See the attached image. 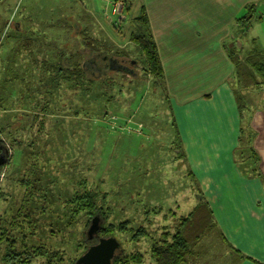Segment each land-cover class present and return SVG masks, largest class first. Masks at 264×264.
Masks as SVG:
<instances>
[{
    "label": "rangeland",
    "instance_id": "obj_1",
    "mask_svg": "<svg viewBox=\"0 0 264 264\" xmlns=\"http://www.w3.org/2000/svg\"><path fill=\"white\" fill-rule=\"evenodd\" d=\"M24 1L15 3V0H10L6 10L4 4H0L1 29L5 27L7 19L13 18L16 13L25 14ZM60 1L66 2V5L61 4L57 12H50V15H82L83 5L93 10V0ZM108 1L96 2L100 12L95 16L100 26L116 45L123 49L135 48L128 37L130 31L135 30L129 27L126 16L123 23L111 19L114 16ZM30 3L33 14L40 15V0H31ZM140 4L139 0H135L131 15L137 14ZM64 6L65 9L62 8ZM252 15H255V19L251 23L254 25V21H257L252 30L255 36L249 42L250 35L246 33L243 41L248 45L251 43L257 52L264 53V18L259 20L257 9ZM115 23L118 26H114ZM67 41L71 45L79 43L77 39ZM27 53L19 45H10L7 41H2L0 45V97L8 100L3 104L6 109H3L0 120H8L13 126V131L4 130L8 150L13 152V156L0 172V231L11 235L17 241V248L20 249L27 239L28 245L45 244L50 249L64 250L69 260L78 259L85 252L79 244L86 227L84 220L88 216L83 211L74 215L72 204L68 201L83 188L97 193L96 206L103 209L105 225L129 221L126 232L116 231L114 235L127 253L138 251L143 254L142 264H155L150 253L153 242L161 238L164 232L179 229L181 216L185 217L191 211V220L183 223L188 242L213 239L217 235L208 210L204 206L198 208L197 185L192 180L187 161L173 152L177 146L176 130L168 103L163 94L154 91L149 79L141 75L140 67H133V73L121 81L124 83L122 97L125 100L116 99L118 93L113 92L114 102L108 112L114 111L111 115L118 116V123H122L125 117L132 118V127L142 122V134L124 125L105 123L104 113L97 115V87L85 98L70 95L67 99L64 88L61 89L63 86L52 88L51 95L40 90L37 65L26 57ZM241 55L245 57L246 52H241ZM14 63L16 68L12 69ZM51 66H54L50 67L54 71L55 65ZM102 73L104 71L98 69V74ZM50 80L48 77L45 82L51 84ZM10 81H13L12 86L6 89L4 86ZM244 83L243 79L239 80V84ZM243 90L260 93L256 103L264 107V84L240 89L241 94ZM49 98L53 103L48 104L47 117L38 114L36 119L40 122L23 116L28 112H40L45 107V99ZM244 102L248 103V100L244 99ZM134 109L136 112L130 115ZM242 111L247 114L245 108ZM41 121L44 127L40 134ZM26 125L30 127L29 131L26 130L28 138L25 132L18 131L20 126L21 129ZM246 132L250 134L249 129ZM33 133L41 137L34 144L31 141ZM9 134L20 138L22 144L14 145L7 137ZM248 138L243 134L242 139L248 141ZM30 141L32 148L28 146ZM241 150L238 157L240 162L241 156L246 157L248 148ZM25 177L30 179L29 183L21 185V179ZM140 227H145L146 235L136 241L133 236ZM85 240L92 242L87 236ZM2 244L1 249L5 246V243ZM214 244L211 243L212 246ZM220 254H224V250Z\"/></svg>",
    "mask_w": 264,
    "mask_h": 264
},
{
    "label": "crops",
    "instance_id": "obj_2",
    "mask_svg": "<svg viewBox=\"0 0 264 264\" xmlns=\"http://www.w3.org/2000/svg\"><path fill=\"white\" fill-rule=\"evenodd\" d=\"M4 1L6 10L10 0ZM139 1L157 45L168 89L165 99L180 135L181 154L197 185L198 206L206 204L217 233L213 239L190 243L184 264H264V107L256 103L260 93L243 90L247 114L239 109L232 84L237 66L230 54L255 50L243 36L248 33L250 42L257 21L244 32L238 18L250 5L259 20L264 18V0ZM30 2L23 3L29 14ZM60 2L40 0V15L57 12L66 5ZM92 2L95 11L87 12L95 16L100 12L98 0ZM124 121L117 125L129 128ZM244 147L248 152L240 162ZM191 213L185 217L191 220Z\"/></svg>",
    "mask_w": 264,
    "mask_h": 264
},
{
    "label": "trees",
    "instance_id": "obj_3",
    "mask_svg": "<svg viewBox=\"0 0 264 264\" xmlns=\"http://www.w3.org/2000/svg\"><path fill=\"white\" fill-rule=\"evenodd\" d=\"M99 1L104 3V0ZM122 1L125 2L123 10L124 16H126L128 20L129 27L135 30L130 31L128 36L133 43L132 47H135L132 49H123L116 45L112 38L100 26L97 16L90 15L85 5H83L82 15H74L73 13H61V15L56 16L34 15L33 12L29 14L28 9L25 10L24 15H18V13H16L13 15V18L7 19L3 29L0 28V39L4 42L7 41L10 45H19L20 48L28 52L25 54L26 57H29L32 63H36L39 71L40 82L38 86L40 90H45V93L48 95L52 94V88L63 86L61 89L64 88V95H66L65 99H67V96L70 97V95H79L85 98L86 94L92 92V90L97 87L99 91L97 115L99 116L104 113L107 117L114 112H108L109 106L114 102V91L118 93L116 99L125 100V98L122 97L124 83L121 81L126 80L129 74H132L131 70H133V67H140L141 75H143L145 79H149L148 81H150V85L154 91L159 95L163 94L166 98V96L168 97V89L165 74L158 54L157 45L150 30L145 5L141 3L138 7L139 10L137 14L131 15L130 12L135 0ZM4 2V0H0V4H4ZM254 7L253 5L246 7L244 15L238 18V22L244 28V32L247 31L254 17V15H252V12L255 13ZM38 12L40 13V11ZM123 22L124 20L122 23ZM76 25L82 26L81 28L78 27L76 30L74 28ZM114 26L118 25L115 23ZM41 39L42 41H40ZM69 39H77L79 43L71 45L67 41ZM2 41H0V45ZM20 52L22 54L24 53L22 50H20ZM230 54L237 66L235 68L234 78L238 83L234 79L235 82H232V84L235 87L239 109L243 110L244 103L240 89H244L251 85L260 86L264 84V53L254 50L246 54L245 58L241 55V52L233 51ZM242 59H246L247 62H244L245 60ZM111 61L117 63L115 68L110 64ZM51 65H55L54 71L51 70V68H54V66ZM15 68L16 64L14 63L12 69ZM98 69H101L104 73L99 75ZM48 77L52 79L50 80L51 84L45 82ZM242 79L245 82L244 85L239 84V80L241 81ZM1 83L3 82L1 81ZM9 83H6L4 86L6 89L12 86L11 84L13 81ZM133 83L134 80L131 84L133 85ZM86 99L93 102L90 98ZM5 100L4 97H0V116L4 111L3 109H6L3 104L8 100ZM83 100L85 101V99ZM37 103L38 101L35 99V104L37 105ZM49 103H53L51 98L45 99V107H42L40 112L36 113V111H33L32 114L28 112V114H24L23 116L27 117V119L32 117L34 121L38 120L36 119L38 114L47 117ZM114 110L118 112L116 109ZM134 110L129 114L135 113L136 110ZM34 121L32 123L33 126ZM38 122L40 121L38 120ZM19 124L21 125V123ZM40 124L42 130H38V132L41 134L43 133L44 123L41 121ZM20 127L18 130L19 133L22 131L24 134L25 132L27 137L28 133H26V130L29 131L30 127H28V125H26L25 128L20 129ZM4 130L13 131V126L10 124V121L2 119L0 120V154L5 153L6 159L4 164L0 166V172L10 163L11 157L13 156V152L8 150L9 145L4 137ZM175 130L177 146L173 149V152L179 150L177 152L178 157H183L181 154L180 135L178 130ZM7 137L14 145L22 144V140L18 137H12L11 134H9V136L7 135ZM39 138L41 137L33 133L32 143H36ZM31 141L28 144L30 148H32L30 145ZM29 180L30 179L27 177L22 178L21 185H27ZM96 195V192H88L86 188H83L71 196L72 199L68 201L72 204V207H74V210L71 207V211L74 212V215L83 211L88 216L84 220V226L86 227L82 231L79 244L80 247L84 248V251L88 248V242L85 240V233L88 231L95 216L100 218L101 227L98 233L101 236L115 237L114 232H126V230L129 229L128 220L118 224H104V212L102 207L96 206ZM205 205L206 204L202 206L205 207ZM189 216L181 219L182 221L179 223L181 229L179 228L173 232L168 230L162 234L161 238L153 242L150 253L155 264L186 263L185 256L187 252H189L190 242L187 241L185 233L183 232V222L189 221ZM33 230L35 232V227ZM29 233L31 234L33 232ZM145 233V227H140L133 238L137 241L145 236ZM24 237L28 238L26 235H24ZM26 240L19 249L17 248V241H14L11 235L8 236L7 232L0 231V244L5 243L3 249H1L0 246V264H34L35 261H37L36 264H76L77 259L73 261L67 259L64 250L50 249V247L45 244L37 246L28 245ZM143 262L144 256L141 252L135 251L127 253L122 248L121 244L120 250L116 253V257L112 264H142Z\"/></svg>",
    "mask_w": 264,
    "mask_h": 264
},
{
    "label": "water",
    "instance_id": "obj_4",
    "mask_svg": "<svg viewBox=\"0 0 264 264\" xmlns=\"http://www.w3.org/2000/svg\"><path fill=\"white\" fill-rule=\"evenodd\" d=\"M5 159V153H1L0 166L4 164ZM99 224L100 218L95 216L88 229V240L98 234L101 227ZM120 246V242L114 236L100 237L96 244H91L77 259L76 264H112Z\"/></svg>",
    "mask_w": 264,
    "mask_h": 264
},
{
    "label": "built area",
    "instance_id": "obj_5",
    "mask_svg": "<svg viewBox=\"0 0 264 264\" xmlns=\"http://www.w3.org/2000/svg\"><path fill=\"white\" fill-rule=\"evenodd\" d=\"M108 1V0H105ZM111 5V14L114 17H111V19H116L117 22H122L124 20V15H123V10H124V2L122 0H110L108 1ZM123 19V20H122ZM122 20V21H121ZM118 116L116 115H111V116H107L104 120L105 123L109 122L112 125L118 123ZM125 119V124L128 125L129 128L132 127L131 124H133V120L132 118H124ZM143 128V124L142 123H136L134 130L136 132L141 133V129Z\"/></svg>",
    "mask_w": 264,
    "mask_h": 264
},
{
    "label": "bare ground",
    "instance_id": "obj_6",
    "mask_svg": "<svg viewBox=\"0 0 264 264\" xmlns=\"http://www.w3.org/2000/svg\"><path fill=\"white\" fill-rule=\"evenodd\" d=\"M85 235L88 237V231L85 233ZM96 236L98 237V238H97V241H96V242H93V244H96V243L98 242V240H99L100 237H104V236H101V235L98 233V234L94 235L93 238H92L91 240L94 241V238H96Z\"/></svg>",
    "mask_w": 264,
    "mask_h": 264
},
{
    "label": "flooded vegetation",
    "instance_id": "obj_7",
    "mask_svg": "<svg viewBox=\"0 0 264 264\" xmlns=\"http://www.w3.org/2000/svg\"><path fill=\"white\" fill-rule=\"evenodd\" d=\"M111 64H112V66L114 67V65H116L117 63H116L115 61H114V62L111 61ZM131 73H133L132 70H131ZM97 238H98V237L96 236V238H94V241L91 240L92 242H89V243H88V247H89L91 244H93V242H96V241H97Z\"/></svg>",
    "mask_w": 264,
    "mask_h": 264
},
{
    "label": "clouds",
    "instance_id": "obj_8",
    "mask_svg": "<svg viewBox=\"0 0 264 264\" xmlns=\"http://www.w3.org/2000/svg\"><path fill=\"white\" fill-rule=\"evenodd\" d=\"M111 116V115H110ZM142 123V122H141ZM143 124V123H142ZM143 129V128H142Z\"/></svg>",
    "mask_w": 264,
    "mask_h": 264
}]
</instances>
